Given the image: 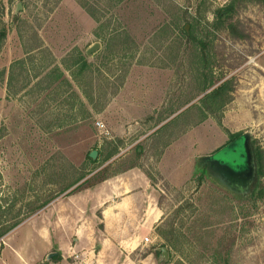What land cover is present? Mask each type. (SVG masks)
Wrapping results in <instances>:
<instances>
[{
  "label": "rangeland",
  "instance_id": "1",
  "mask_svg": "<svg viewBox=\"0 0 264 264\" xmlns=\"http://www.w3.org/2000/svg\"><path fill=\"white\" fill-rule=\"evenodd\" d=\"M3 31L0 203L10 209L7 220L22 223L0 240V264H163L161 248L170 264H213L224 235L235 238L231 264H264V198L243 202L203 172L195 175L197 157L217 152L231 135L249 133L264 157V0H0ZM96 44L75 82L64 64ZM56 68L71 88L48 86ZM220 87L224 98L214 101ZM139 98L145 108L128 107ZM133 167L163 212L145 236L149 243L144 237L124 251L116 238L104 245L102 237H83L86 244L75 247L74 236L52 235L50 245L40 237L68 225L57 205L68 193L41 210L66 181L111 179ZM187 170L186 185L169 180ZM52 254L60 259L48 260Z\"/></svg>",
  "mask_w": 264,
  "mask_h": 264
},
{
  "label": "crops",
  "instance_id": "2",
  "mask_svg": "<svg viewBox=\"0 0 264 264\" xmlns=\"http://www.w3.org/2000/svg\"><path fill=\"white\" fill-rule=\"evenodd\" d=\"M141 100L140 98L135 100L136 104L129 103L128 107L134 108L133 105H136V108H145L138 106ZM186 136L187 134L171 142L163 151L161 160ZM199 158L197 157V160ZM186 163L188 164V161ZM189 164H192L191 160ZM182 173L185 174L182 180H178L179 175L178 178L174 176L169 180L177 181V184H182L181 186L186 185L191 177L188 170ZM153 190L152 184L140 169L133 167L122 171L116 177L107 179L92 189L60 201L57 204L58 218L60 222L68 224L67 227L62 228L58 224L56 234L43 229L39 232L40 237L49 241L50 245L52 240L50 242L48 238L52 235L61 238L74 236L75 247L86 244L83 237L91 238L95 243L98 237V240L102 237L104 245H109L113 238H116L120 241L118 247L124 251H134L141 245L140 241L143 242L142 238L156 230L163 219V212L155 205ZM53 209L50 208L48 213H52ZM101 226L103 229L99 230ZM122 238L129 239L121 241Z\"/></svg>",
  "mask_w": 264,
  "mask_h": 264
},
{
  "label": "trees",
  "instance_id": "3",
  "mask_svg": "<svg viewBox=\"0 0 264 264\" xmlns=\"http://www.w3.org/2000/svg\"><path fill=\"white\" fill-rule=\"evenodd\" d=\"M110 1H115V0H110ZM116 1L117 3H121L124 0H116ZM83 8L94 20L96 21L99 20L96 11L94 9L87 7L85 4L83 5ZM230 29H231L230 30L231 34L234 35L236 29L233 27ZM183 33L186 36H189V34L186 33L185 29L183 30ZM6 36H7L6 31L0 33V50H1V42L3 39L6 38ZM64 65L65 68H67V70H69L70 72L73 70V72H71L72 73L71 76L73 77L75 82L78 81L79 77H81L84 73H86V71L90 68L86 54L80 51L77 53V56L74 57L73 63L70 66L69 63ZM73 68L74 69L76 68V70H78V76L74 75ZM46 79L49 87H52L55 84L61 82L64 85L69 86L71 88L70 80L59 68L52 70L48 74ZM223 95H224V87H220L212 93L211 98H213L214 101H218L219 99L224 98ZM102 110L103 109H101V111ZM118 150L119 147L117 146L110 154L107 155L106 161H109L111 158H113L118 153ZM255 158L257 165V179H258V183L256 186L257 194L255 195L256 197L255 200H258L264 198V188L262 185V177L264 175V157L258 149L255 150ZM89 160L91 163L96 164L99 159L92 160L91 158H89ZM80 176L79 178L75 179L73 182L66 181V184L62 186L60 192H58V196H56L54 199L52 198L46 201L45 204L42 206L41 210L50 207V205L54 201L58 200L61 197L60 195H64L66 193H68L66 195L68 197L72 195H77L86 190L92 189L97 185L103 183L105 180H107L105 177H101L95 180L94 182H91L92 177H88L87 175H82L81 177ZM9 211H10L9 208L3 206L2 203H0V240H4L6 237H8L22 223L21 220H17L18 218L15 221L13 220L14 222L7 220L6 218ZM100 228L103 229L102 226ZM234 242H235L234 236L232 237V236L224 235L223 237H221L220 241L217 242L216 244L218 245V249L215 251L213 264H231V254H232V249L234 247ZM54 259L58 261L60 257L58 256ZM163 264H170V263L168 262Z\"/></svg>",
  "mask_w": 264,
  "mask_h": 264
},
{
  "label": "flooded vegetation",
  "instance_id": "4",
  "mask_svg": "<svg viewBox=\"0 0 264 264\" xmlns=\"http://www.w3.org/2000/svg\"><path fill=\"white\" fill-rule=\"evenodd\" d=\"M228 142L217 150V152L204 157L202 165L196 164L195 175L203 172L202 175L209 177L220 187L230 192L236 199L243 202H252L257 194L256 186L257 165L255 158V146L251 135H231ZM229 147H235L232 156L215 157L217 153ZM256 177V181L254 180Z\"/></svg>",
  "mask_w": 264,
  "mask_h": 264
},
{
  "label": "water",
  "instance_id": "5",
  "mask_svg": "<svg viewBox=\"0 0 264 264\" xmlns=\"http://www.w3.org/2000/svg\"><path fill=\"white\" fill-rule=\"evenodd\" d=\"M22 9V6L21 4L18 6L17 10H16V14H18ZM100 48V45L99 44H96L94 45L92 48H90L87 52H86V56L89 57L91 56L92 54H94L95 52H97ZM90 157L92 158V160H97V152H93ZM204 158H199L197 160V163L199 165H202V163L204 162ZM256 181V177L254 179ZM157 254L160 255V258H159V262H164V263H168L169 262V251L168 249L166 248H161V249H158L157 251ZM57 257V254H52L50 256H48V260H52L53 258Z\"/></svg>",
  "mask_w": 264,
  "mask_h": 264
},
{
  "label": "built area",
  "instance_id": "6",
  "mask_svg": "<svg viewBox=\"0 0 264 264\" xmlns=\"http://www.w3.org/2000/svg\"><path fill=\"white\" fill-rule=\"evenodd\" d=\"M97 126H98L99 128H101V127H102V125H100L99 123L97 124ZM145 242H146V243H149V242H150V240H149L148 238H146V239H145Z\"/></svg>",
  "mask_w": 264,
  "mask_h": 264
}]
</instances>
